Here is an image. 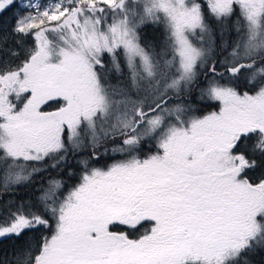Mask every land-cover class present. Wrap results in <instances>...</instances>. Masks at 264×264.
Returning a JSON list of instances; mask_svg holds the SVG:
<instances>
[{
    "label": "snow or ice",
    "instance_id": "1",
    "mask_svg": "<svg viewBox=\"0 0 264 264\" xmlns=\"http://www.w3.org/2000/svg\"><path fill=\"white\" fill-rule=\"evenodd\" d=\"M10 12L0 187L89 151L75 187L49 180L0 222V238L48 232L0 264H248L264 249V0H0ZM229 22L238 39L218 71L213 25ZM149 23L159 51L141 43ZM202 72L199 98L218 110L198 116L184 97ZM107 141L123 158L97 166Z\"/></svg>",
    "mask_w": 264,
    "mask_h": 264
},
{
    "label": "trees",
    "instance_id": "2",
    "mask_svg": "<svg viewBox=\"0 0 264 264\" xmlns=\"http://www.w3.org/2000/svg\"><path fill=\"white\" fill-rule=\"evenodd\" d=\"M15 14L19 15V10H15ZM12 21L13 13L11 12L0 19V33L7 36V43L10 47L14 46V38L10 34ZM213 27L215 31V43L210 55V60L214 59L217 64L218 71H223L220 61H222L224 57L228 55V53L231 51V45L238 39V37L231 22L224 26L214 24ZM140 35L141 43L144 46L155 47L157 51H159V47L165 39L163 26L151 23L142 27L140 30ZM6 51L7 49H5V51H0V57L5 56ZM110 67L111 66L109 65V68ZM108 79L113 86L120 88H127L129 86L128 74L126 71L121 74H117L115 71H110ZM211 79V73L202 72L198 76L197 81L193 84L190 95L184 97V100L188 103H191L193 106L195 115L200 116L210 111L217 110V102L201 101L199 98L200 89L207 87L208 82ZM117 142L118 141H107L102 145L101 150L108 149L109 151L106 155H101L100 164L97 166H102L105 163L111 164L115 160L123 158L119 155H114L111 152V148L113 147L114 143ZM88 151L89 149H85L76 156H69L67 167L61 168L59 170L48 168L47 171L35 176L32 181L27 184L15 186L7 191H5L3 187H0V222H3V220L8 216L9 212L14 211L16 206L21 202H24L26 205L29 203L37 204V197L41 194L43 189L47 188L49 180L55 179L63 181L65 185L63 191H65V193L70 188L75 187L80 182L81 174V166L77 163V160L85 156ZM149 151H155L154 143L150 147L145 145L144 152L147 153ZM262 171H264V169H259L253 174L258 176ZM0 175H2V173H0ZM41 232H43L44 235H48L47 231L41 229L39 231H27L21 237L12 236L0 238V262L11 261L15 253L19 252L29 244L35 248L38 244ZM129 233L133 235L132 232ZM246 258L252 264H264V249H257L254 253L248 254Z\"/></svg>",
    "mask_w": 264,
    "mask_h": 264
},
{
    "label": "rangeland",
    "instance_id": "3",
    "mask_svg": "<svg viewBox=\"0 0 264 264\" xmlns=\"http://www.w3.org/2000/svg\"><path fill=\"white\" fill-rule=\"evenodd\" d=\"M36 2H39V3H46L47 2V0H36ZM123 87H124V85H123ZM218 110V109H217ZM207 114V113H206ZM125 231H128V229H124ZM129 232H131V231H129ZM130 234V233H129ZM137 235H139V234H133V235H131L130 234V236L132 237V238H136V236ZM247 259V258H246ZM247 261H248V264H252L248 259H247Z\"/></svg>",
    "mask_w": 264,
    "mask_h": 264
}]
</instances>
